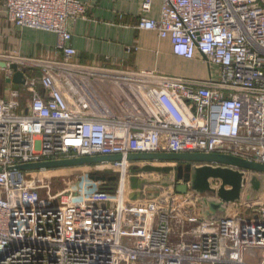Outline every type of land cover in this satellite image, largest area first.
<instances>
[{
  "label": "built area",
  "instance_id": "2783aa9c",
  "mask_svg": "<svg viewBox=\"0 0 264 264\" xmlns=\"http://www.w3.org/2000/svg\"><path fill=\"white\" fill-rule=\"evenodd\" d=\"M160 1V17L149 18L154 0H139V28L169 38L173 53L207 65L208 77L83 64L70 24L85 16L86 2L0 0L16 29L55 32L62 53L0 49L4 78L13 62L25 74L0 96V264H264V172L259 188L247 182L219 217L204 214L191 188L176 191L175 172L139 174L152 182L130 200L132 166L179 163L129 161V153H219L264 164V0ZM113 154L122 160L11 170ZM69 170L82 183L56 190L46 178ZM240 170L248 180L251 171ZM89 173L116 179L90 181ZM220 187L211 180L214 196Z\"/></svg>",
  "mask_w": 264,
  "mask_h": 264
},
{
  "label": "crops",
  "instance_id": "0c3cea01",
  "mask_svg": "<svg viewBox=\"0 0 264 264\" xmlns=\"http://www.w3.org/2000/svg\"><path fill=\"white\" fill-rule=\"evenodd\" d=\"M89 5L83 18L70 24L72 45L77 49L76 60L88 65H105L132 70H156L167 74L206 78L207 65L198 59H185L173 53L169 38L156 31L139 28V0H82ZM161 1L154 0L145 15L159 18ZM1 8V4H0ZM55 32L25 27L16 29L0 9V49L23 56L62 58L57 50ZM137 46L127 52V46ZM14 86L7 83L0 70V96Z\"/></svg>",
  "mask_w": 264,
  "mask_h": 264
},
{
  "label": "water",
  "instance_id": "95a60500",
  "mask_svg": "<svg viewBox=\"0 0 264 264\" xmlns=\"http://www.w3.org/2000/svg\"><path fill=\"white\" fill-rule=\"evenodd\" d=\"M7 66V63L0 61V69ZM9 67L13 70L12 77L6 78L7 83L24 84L25 74L21 71L19 65L15 62ZM121 154L113 155H95V156H79L72 158H59L45 160L39 162H31L15 165L11 168L13 172L21 173L26 171H35L48 168H65L76 167L90 164H98L103 162H114L122 160ZM129 161H175L179 165L172 166H132L130 168L131 178L129 187L132 190L130 200L135 201L140 197L139 189L144 183H151L150 179H141L138 175L142 173H157L169 175L175 172L176 178L180 182L176 185V191L185 194L191 188L195 193L201 195V203L203 212L208 217H219L226 212V203L239 201L243 195V190L248 182L255 188L263 183L261 173L264 172V164L255 161L243 159L237 156L219 153L204 152H139L129 153L127 155ZM196 163V164H194ZM240 169L250 170L248 177L245 172ZM1 170V168H0ZM258 173L259 177H256ZM108 175V174H107ZM89 173L90 181H114L115 175ZM221 181V187L214 196V190L211 188V180ZM191 182V187L187 182Z\"/></svg>",
  "mask_w": 264,
  "mask_h": 264
},
{
  "label": "rangeland",
  "instance_id": "374dc122",
  "mask_svg": "<svg viewBox=\"0 0 264 264\" xmlns=\"http://www.w3.org/2000/svg\"><path fill=\"white\" fill-rule=\"evenodd\" d=\"M29 98L28 95H25L24 100L26 101ZM91 165V164H90ZM72 170L61 172L62 175H51L48 174L46 178L50 180L51 186L58 190L65 189L70 186L72 183H82V175L76 174V173H70ZM60 174V173H59ZM34 174L32 173L30 176H33ZM256 177L258 178L259 175L258 173L256 174ZM99 193L104 192L106 189H98Z\"/></svg>",
  "mask_w": 264,
  "mask_h": 264
},
{
  "label": "bare ground",
  "instance_id": "6f19581e",
  "mask_svg": "<svg viewBox=\"0 0 264 264\" xmlns=\"http://www.w3.org/2000/svg\"><path fill=\"white\" fill-rule=\"evenodd\" d=\"M134 77H138V76H134ZM111 85H112V88H113L114 90H116V89L118 88V84L115 83V82H113ZM134 91L137 93V90H136V89H134Z\"/></svg>",
  "mask_w": 264,
  "mask_h": 264
},
{
  "label": "trees",
  "instance_id": "16d2710c",
  "mask_svg": "<svg viewBox=\"0 0 264 264\" xmlns=\"http://www.w3.org/2000/svg\"><path fill=\"white\" fill-rule=\"evenodd\" d=\"M30 71H32V73H36L37 71H33V70H30Z\"/></svg>",
  "mask_w": 264,
  "mask_h": 264
}]
</instances>
